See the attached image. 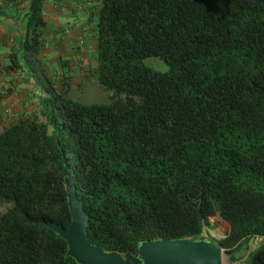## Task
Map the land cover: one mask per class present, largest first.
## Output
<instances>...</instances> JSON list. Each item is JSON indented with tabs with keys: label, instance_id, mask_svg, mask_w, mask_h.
Returning <instances> with one entry per match:
<instances>
[{
	"label": "trees",
	"instance_id": "1",
	"mask_svg": "<svg viewBox=\"0 0 264 264\" xmlns=\"http://www.w3.org/2000/svg\"><path fill=\"white\" fill-rule=\"evenodd\" d=\"M45 2L0 0V19L25 29L13 72L21 48L35 57L47 42ZM92 17L110 101L72 99L65 60L61 91L0 131V264H80L46 225L71 224V173L87 239L105 251L198 238L217 214L225 252L264 238V0H99ZM247 264H264V240Z\"/></svg>",
	"mask_w": 264,
	"mask_h": 264
},
{
	"label": "crops",
	"instance_id": "2",
	"mask_svg": "<svg viewBox=\"0 0 264 264\" xmlns=\"http://www.w3.org/2000/svg\"><path fill=\"white\" fill-rule=\"evenodd\" d=\"M98 6L99 0H46L47 42L35 60L45 59L48 63L41 64L45 74L38 76L37 82L34 76H23L21 70L13 72L9 69L11 52L20 49L21 35L25 29L20 27V20L0 19V127L4 128L37 108L40 110L38 99L49 87L56 89L55 76L61 91L65 60H69L66 69L76 72V76L87 75L88 70L94 73L92 15ZM80 41L84 42L81 51L78 50ZM33 68L36 70L37 64H33ZM72 81L70 88L74 86Z\"/></svg>",
	"mask_w": 264,
	"mask_h": 264
},
{
	"label": "water",
	"instance_id": "3",
	"mask_svg": "<svg viewBox=\"0 0 264 264\" xmlns=\"http://www.w3.org/2000/svg\"><path fill=\"white\" fill-rule=\"evenodd\" d=\"M68 185L72 221L68 229L58 224L46 225L60 234L68 243V254L80 264H223L222 249L205 237L157 239L145 241L139 255L105 251L87 239L89 217L77 199L73 183L74 173L65 178Z\"/></svg>",
	"mask_w": 264,
	"mask_h": 264
},
{
	"label": "rangeland",
	"instance_id": "4",
	"mask_svg": "<svg viewBox=\"0 0 264 264\" xmlns=\"http://www.w3.org/2000/svg\"><path fill=\"white\" fill-rule=\"evenodd\" d=\"M23 53H25V47L21 48V51L19 52V56H21V62L25 65L24 71H22V75L24 76L25 72L27 71H32V73H34L35 76H37L36 79L38 80V76H42L43 74H45V69H43L41 64H43L44 62L45 63L48 62L45 59L37 62L35 60V57L31 55V53L29 52L26 53L27 58L25 59V57H23ZM143 61L146 65L158 71L164 72L167 71L169 68L168 64L159 57H148L145 58ZM9 63H11V61H9ZM33 64H37L36 70H34ZM88 71L89 74L87 73V75H84L82 77L76 75L74 76L73 79L75 80L72 81V84L74 86L68 92V95L72 99L78 100L83 103L109 102L112 95L111 91L101 86L97 82L94 73H92L91 70ZM53 81L55 82V87H56L55 91L60 92V88H59L60 83L57 80L56 76L53 78ZM28 88L30 89V87ZM33 113H39V108L31 111L30 113H27L26 115ZM1 130H3V127H0V131ZM8 207L9 205L0 206V215ZM228 230H229V225L224 220H222L220 216L217 214L211 217L209 223L204 229L202 237H205L206 239L216 243V241L222 239L226 235ZM263 240H264L263 237H253L241 250L234 251L232 254H229L222 249L223 264H247L250 254L261 244Z\"/></svg>",
	"mask_w": 264,
	"mask_h": 264
},
{
	"label": "built area",
	"instance_id": "5",
	"mask_svg": "<svg viewBox=\"0 0 264 264\" xmlns=\"http://www.w3.org/2000/svg\"><path fill=\"white\" fill-rule=\"evenodd\" d=\"M81 43V42H80Z\"/></svg>",
	"mask_w": 264,
	"mask_h": 264
}]
</instances>
